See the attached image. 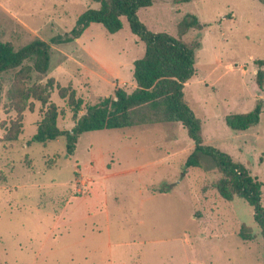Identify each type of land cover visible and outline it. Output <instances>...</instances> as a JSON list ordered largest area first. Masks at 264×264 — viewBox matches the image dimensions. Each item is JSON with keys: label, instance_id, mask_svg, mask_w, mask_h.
Instances as JSON below:
<instances>
[{"label": "rangeland", "instance_id": "rangeland-1", "mask_svg": "<svg viewBox=\"0 0 264 264\" xmlns=\"http://www.w3.org/2000/svg\"><path fill=\"white\" fill-rule=\"evenodd\" d=\"M98 6L95 0H0V39L16 46L35 37L47 40L50 67L40 80L54 77L59 85L73 86L83 99L79 115L119 86L132 90L134 61L145 53V42L126 17L115 32L92 22L78 38L52 41L70 32L88 7ZM190 13L203 26L182 34L179 22ZM138 14L151 30L167 31L189 43L200 41L195 50L197 71L184 88L185 98L202 120L204 143L244 162L262 181L264 204V111L260 121L246 129H232L226 121L230 113L253 109L259 99L264 109V85L256 80V60L264 58V0H154ZM11 75H4L0 138L2 127L16 116L15 110L5 109ZM33 76L39 79L38 73ZM51 100L59 106L58 125L71 127L74 111L69 99L56 87ZM41 116L42 103L35 100L33 110L25 111L19 138L7 147L0 140V182L17 183L0 193V262L264 264V234L253 205L238 195L226 199L213 186L221 172L211 155L201 153L200 165L187 166L195 143L181 122L86 131L74 153L68 154L64 136L29 143ZM167 156H172L169 162L141 167ZM86 166H95L97 177L107 185L109 215L103 213L93 229L92 218L76 213L73 217L69 211L65 235L51 250V240L44 235L50 224L48 211L58 194L69 198L89 191L93 177ZM53 179L60 181L48 185ZM145 181L157 188L167 183L176 191L142 201ZM7 197L25 206L11 209ZM243 223L253 228V239L241 236Z\"/></svg>", "mask_w": 264, "mask_h": 264}, {"label": "trees", "instance_id": "trees-1", "mask_svg": "<svg viewBox=\"0 0 264 264\" xmlns=\"http://www.w3.org/2000/svg\"><path fill=\"white\" fill-rule=\"evenodd\" d=\"M98 7H88L79 15L70 32L54 36L53 42H63L82 35L92 22L102 23L110 32L123 27V17L129 21L133 32L145 42V53L134 61L136 86L132 90L119 86L114 93L105 95L95 103H90L86 111L79 115L83 99L77 96L76 89L62 86L54 77L40 80L50 67L51 45L41 38L16 46L11 41L0 39V104L4 97V75L11 73L10 87L7 90L9 102L6 111H16L0 140L7 145L13 144L24 130L25 111L33 110V102L42 103V116L37 122V131L29 141L42 143L60 136L66 138V151L73 154L80 136L90 130L130 127L152 123L181 122L194 141V150L187 158V166L200 165L201 153L213 157L221 176L213 183L226 199L242 196L254 207L255 219L264 234V204L262 200V181L242 161L220 148L204 143L202 120L195 114L185 98L184 88L195 75V50L200 41L192 43L179 39L167 31L151 30L138 14L141 7L151 6L154 0H95ZM176 2L188 0H175ZM199 18L190 13L179 22L180 33L189 28H201ZM259 68L256 80L260 87L264 85V58L256 60ZM39 74L33 80V73ZM58 87L61 97L68 98L74 111V124L69 128L58 125L59 106L51 100V94ZM263 101L259 99L249 111L233 112L226 116L228 125L235 130H242L260 121ZM170 187L165 183L158 187L164 191ZM240 234L245 239L256 236L253 228L245 223Z\"/></svg>", "mask_w": 264, "mask_h": 264}, {"label": "crops", "instance_id": "crops-1", "mask_svg": "<svg viewBox=\"0 0 264 264\" xmlns=\"http://www.w3.org/2000/svg\"><path fill=\"white\" fill-rule=\"evenodd\" d=\"M170 154V153H169ZM172 159V156H167L164 158H155L151 159L145 162L144 165L141 167H145L147 164L150 165H158L160 162L165 163L166 161H170ZM95 167V166H94ZM94 167H88L86 166L85 169H87V172H92V181L89 182V191L85 194H74L71 195L69 198L66 197V194H58L54 197V204L53 208L49 210V216H50V224L48 225V229L44 230V235L46 237V241H50V249H55V243H60L63 239V236L65 235L66 229H67V218L76 213V215L85 218H92V225L93 229H97L99 226V223L101 222V219L103 218L102 215L105 213V215H109V209L108 206V196H107V185L104 181H102L101 177H97L96 174H98L100 171ZM60 181V180H59ZM56 179L51 180V182L47 183L48 185L56 184L59 182ZM65 184H67V181H64ZM13 186H17V183L9 184L8 186L6 184H2L0 182V193L4 192L11 188ZM157 185L154 184V182H144L143 188L140 189L141 195H142V201L158 198V197H168L169 194H172L176 189L170 185V187L167 190L160 191L156 187ZM10 197V196H9ZM6 198V201H8V205L10 208H17L21 209L25 204H19L18 200H16L14 197ZM0 201L2 202L3 199L0 197ZM73 205V206H70ZM69 211L71 213L69 214ZM3 211L0 209V216L2 215ZM75 217V215H73ZM2 235L0 233V239ZM53 240V241H52ZM20 247H22L21 241L19 242ZM44 245V243L42 244ZM49 254V253H48ZM0 264H4L0 262Z\"/></svg>", "mask_w": 264, "mask_h": 264}]
</instances>
